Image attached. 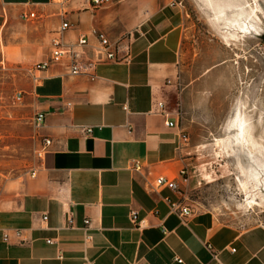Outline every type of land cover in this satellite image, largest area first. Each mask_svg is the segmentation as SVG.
I'll use <instances>...</instances> for the list:
<instances>
[{
    "label": "crops",
    "instance_id": "1",
    "mask_svg": "<svg viewBox=\"0 0 264 264\" xmlns=\"http://www.w3.org/2000/svg\"><path fill=\"white\" fill-rule=\"evenodd\" d=\"M190 19L177 0H112L97 10L90 0H0V150L20 146L33 159L16 194L0 196V264H264L262 222H223L187 198L222 176L201 170L199 156L223 140L241 96L236 54ZM64 21L72 27L61 39L83 61L98 57L92 29L122 41L124 60L99 64L95 80L72 75L64 60L35 82L28 69L50 59ZM182 172L180 192L154 187L161 176L181 182ZM166 197L195 213L183 219Z\"/></svg>",
    "mask_w": 264,
    "mask_h": 264
},
{
    "label": "rangeland",
    "instance_id": "2",
    "mask_svg": "<svg viewBox=\"0 0 264 264\" xmlns=\"http://www.w3.org/2000/svg\"><path fill=\"white\" fill-rule=\"evenodd\" d=\"M177 1L203 34L236 54L237 91L241 96L234 121H245L242 135L231 125L217 136L223 140L206 145L198 166L222 176L187 193V198L195 208L212 211L223 222L264 224V0ZM26 29L21 27L18 39L28 34ZM45 47L39 46L37 51ZM21 68L18 65V70ZM32 165V157L20 146L17 150H0L3 200L16 194Z\"/></svg>",
    "mask_w": 264,
    "mask_h": 264
},
{
    "label": "built area",
    "instance_id": "3",
    "mask_svg": "<svg viewBox=\"0 0 264 264\" xmlns=\"http://www.w3.org/2000/svg\"><path fill=\"white\" fill-rule=\"evenodd\" d=\"M91 6L94 10L101 9L103 7L109 6L112 4V0H90ZM181 5V4H180ZM71 24L68 21H64L60 27L59 33L60 36L56 37L52 41V50L50 54V59L46 62H42L36 65H33L28 69L30 76L34 79L35 82H41L40 74L46 72L52 65H57L61 63V61L66 60L69 63V68L72 75H85L89 76L92 80L96 79V68L99 64H106V63H119L124 60L119 56V50L122 47V41L117 43H113L109 40V38L98 29H92L91 35L96 41L99 43V52L98 57L95 61L85 62L82 60V56L80 53L76 51V45L68 44L62 41L61 39V32H66L71 29ZM89 42L87 36H82L78 39L79 46H85ZM25 93L20 92L17 96V100L20 102L23 100ZM159 108L163 114H165L164 104L159 103ZM1 118V113H0ZM46 115L43 112H39L36 114L34 118L35 125L37 127H42L45 124ZM167 126L172 127L174 126V122L168 121L166 123ZM88 133H91L92 130L88 129ZM185 141H188V136L183 137ZM52 144L51 139H45V146L39 151L37 156L39 158L43 157L49 146ZM135 167L139 165L138 162L134 163ZM34 172V171H33ZM35 173H33L34 175ZM180 181L178 182L177 179H170L166 176H161L156 179L155 181V188L157 189H170L174 192L181 191V185L188 181V176L186 172H182L180 175ZM165 200L169 203L171 209L179 214L183 219H187L188 217L192 216L195 212L190 206H184L179 201H174L169 197H166ZM131 221L134 225L142 226L143 221L138 220V213L136 211L131 212ZM73 220H69V224H72ZM90 220L85 221V231L89 230L90 227ZM47 243L52 244V240H47ZM211 251L213 248H211ZM178 263H183L181 259H175Z\"/></svg>",
    "mask_w": 264,
    "mask_h": 264
},
{
    "label": "bare ground",
    "instance_id": "4",
    "mask_svg": "<svg viewBox=\"0 0 264 264\" xmlns=\"http://www.w3.org/2000/svg\"><path fill=\"white\" fill-rule=\"evenodd\" d=\"M239 118H237L235 121H233L232 126L236 127L239 134L242 135L245 131V121L238 120Z\"/></svg>",
    "mask_w": 264,
    "mask_h": 264
},
{
    "label": "trees",
    "instance_id": "5",
    "mask_svg": "<svg viewBox=\"0 0 264 264\" xmlns=\"http://www.w3.org/2000/svg\"><path fill=\"white\" fill-rule=\"evenodd\" d=\"M8 3H14V2H28L32 1L33 3H46L49 0H5Z\"/></svg>",
    "mask_w": 264,
    "mask_h": 264
}]
</instances>
